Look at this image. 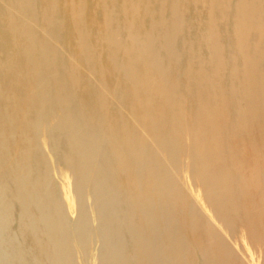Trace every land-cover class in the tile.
Here are the masks:
<instances>
[{"label":"rangeland","instance_id":"obj_1","mask_svg":"<svg viewBox=\"0 0 264 264\" xmlns=\"http://www.w3.org/2000/svg\"><path fill=\"white\" fill-rule=\"evenodd\" d=\"M84 80L79 98L61 101L57 112L34 87L22 122L38 148L19 165V178L11 169L18 134L9 132L0 148V264H264V140L255 112L252 121L240 116L256 89L234 81L240 100L223 106L222 142L211 155L221 161L206 187L190 184L194 150L179 127L171 144L163 131L153 149L111 87L110 113L99 109L93 79ZM116 110L132 127L119 146L127 181L102 144L108 118L120 124ZM166 116L170 123L171 109ZM166 176L181 197L170 194Z\"/></svg>","mask_w":264,"mask_h":264},{"label":"bare ground","instance_id":"obj_2","mask_svg":"<svg viewBox=\"0 0 264 264\" xmlns=\"http://www.w3.org/2000/svg\"><path fill=\"white\" fill-rule=\"evenodd\" d=\"M85 77L96 83L99 109H128L153 149L161 132L171 144L179 127L194 150L190 184L209 187L221 161L211 155L222 142L223 106L240 100L234 81L256 89L239 114L252 121L255 112L264 140V0H0V148L9 144V132L18 134L14 178L37 147L22 122L34 87L38 97L49 94L57 112L61 101L79 98ZM110 87L116 105L108 102ZM116 114L120 124L113 122L119 116L108 118L102 144L127 181L120 144L128 143L132 127ZM166 181L170 194L181 197L176 183ZM16 190L22 200V187Z\"/></svg>","mask_w":264,"mask_h":264}]
</instances>
